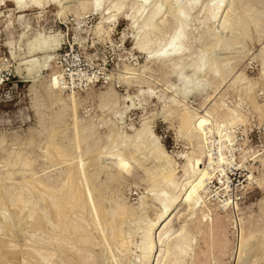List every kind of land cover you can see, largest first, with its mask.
<instances>
[{"label":"rangeland","instance_id":"1","mask_svg":"<svg viewBox=\"0 0 264 264\" xmlns=\"http://www.w3.org/2000/svg\"><path fill=\"white\" fill-rule=\"evenodd\" d=\"M41 1V5L24 2L18 7L13 0H0V77L2 78L0 79V143L3 139L2 144H0L1 152H3V159L0 158V196L6 200L5 202L8 203L12 192L15 190L14 187L21 188L22 186L21 173H14L11 176L12 179H6L5 177L12 157V154L8 155V152L14 154L18 151H24L29 162V165L24 169H32L48 185L57 186L59 184L63 177V167H59L58 164L56 165L50 160L45 151L46 139L52 134V131L55 133V142L63 144L75 157L77 163L80 161L81 165L84 163L82 165L84 166V174L93 188L92 198L90 199L92 202L89 203L91 209H95L100 203L108 205V199H115L125 204L129 211L139 213L144 198L147 202L149 201L151 183L145 178V167H138L132 160L133 146L129 144L130 138L136 130L141 128L143 123L152 122L159 145L169 157V161L176 171L175 180L179 183L182 181L184 178L183 167L187 162V157L191 156L193 150L198 152L194 148L193 142L190 143L183 134L182 129H179L180 123H177L184 107L190 110L194 108L202 110L215 103V105H222V107L235 110L242 116L241 121L239 119L231 124L221 123L222 126H220L222 133L233 134L235 141L232 145H238V149H234V154L237 155L240 146L246 147L249 145L253 148H259V153L264 154L263 25L260 24L258 27L249 18L248 33L244 37H238L239 39L219 27L222 20H216L215 24L205 22V25L204 23L201 24L202 26L200 25L199 29V20L203 15L201 7L206 3L210 4L211 0H198V9L196 12L194 11L195 14L190 20L191 36L184 51V60L181 63L182 65L173 66L169 62L172 56L159 54L161 50H158V46L152 45V53H143L136 48L135 35L138 32V26L153 8L151 5L161 2L163 4V0H152V4L144 5L145 7L141 5L142 0H108L106 6L110 9H104L97 13L91 12L90 2L92 0H70V2L64 3L63 6H65L61 9L57 0ZM117 1L123 2L124 10L129 12L131 16L135 15V18L127 19L119 14L115 24L113 21L103 22L104 30L95 31L93 28L101 21L102 17L108 16L107 12L116 13L111 6ZM246 1L253 5L250 4V6ZM243 2L241 4V1L225 0V3L236 9V11H241L240 9L245 8L243 5L246 4L245 6H248V16L244 13L246 17L253 14V12L249 14V11L255 7L264 11V0H245ZM166 4L165 2L163 4L164 10L168 9L165 8L168 7ZM256 8L253 10L254 13L259 11ZM137 9H140V11H137ZM51 28L60 30L63 34L60 47L57 48L55 55L58 51L69 49L70 52L75 53L79 61L83 62L87 72L93 71L92 74L96 76L95 81L92 83L70 84L72 88L67 87L62 68L58 67L55 59L51 61V68L28 71L29 64L40 63L43 57L39 54H35L37 58H34L36 57L34 54L28 56V58L27 55L20 56L19 46L25 44L38 31ZM168 30L169 28L166 26L159 30V37L161 38L159 41L161 40L164 43L165 37L169 34ZM213 30L222 37V41L228 40L230 37L237 38L239 40L238 45L234 44L232 48L226 51H221L219 48L213 51L208 46L216 36ZM200 32L202 33L201 38H199ZM237 39L234 40L237 41ZM210 54H214L213 57L215 58L228 56V58H225L231 60L224 62L225 59H223V62L224 64L228 62V66L231 67L222 80L218 79L214 84L208 86V95L211 94L213 97L210 95L211 98L208 97L203 106L201 104L203 94H192L184 99L177 93L179 89L177 72H184V75H193L191 73L193 71L189 69L193 61L199 56L205 59L211 56ZM5 58H7V61H5ZM205 61L206 64L209 63L208 66L212 62L209 59ZM142 67H145V69L141 71V81L134 80L130 84L123 82L121 77L125 79V76H130L126 74L129 71L128 68L138 69ZM53 71L61 73V89L59 88L58 91L50 90L49 92L48 81H50ZM26 72H30V74ZM239 74L244 75V79L237 85L234 82L236 78L234 76ZM103 77L105 81H103ZM175 86L176 88H173ZM250 86L251 89L249 90L248 87ZM173 99L176 101L178 99L177 102H183L182 104L179 103L178 111L172 106L171 100ZM210 125L219 128L218 124L210 123L208 126ZM114 138L117 139V144L109 147L111 139ZM6 160L8 163H6ZM3 161L8 166H5ZM206 161H204L203 168L208 173L210 172L211 176L210 180L207 179L204 182L205 191L211 194H206L207 207L197 210V213L191 216L180 200L174 211L180 213L173 218L171 228L175 230L182 224H186L190 234H195L194 238L196 239H193L191 245L194 256L191 259L189 257L186 259L188 263L211 264L210 236L205 231H207L206 227L211 219L215 218L216 213L222 216L223 221L227 223L226 237L229 243L225 257L221 256L220 259L223 263L230 264L232 261L230 253L235 249L236 244V234L234 227H232L234 213H232V209H229V215H226L224 211L218 208L219 201L217 202L213 198L214 191L210 190V182L216 176L208 170ZM248 161L252 165L251 171L253 174L263 172L259 177L260 186L255 181L243 186L246 183L245 179L237 183L235 190L240 198L237 199V202L231 201V204L234 206L238 218L245 220L244 222L248 227L251 224H257L260 227L264 225V157L261 158L263 165L256 158ZM146 164L154 166L153 158L149 157ZM244 164L249 165L247 161ZM232 176L230 177L235 181L234 174ZM155 206L149 207L148 203L144 206V213L141 216L154 217L158 212V208ZM228 206H230V203H228ZM202 214H207V217L203 218ZM139 221H141V218ZM130 224L133 232L132 238L138 240L137 224L135 222ZM6 227L10 228V220ZM124 227L125 234L131 236V234H128V226L125 225ZM133 229L137 232L135 233ZM10 232L13 235H9L12 237L8 244H12L17 248H24V236L19 234L20 232L18 233L16 229L11 228ZM159 232L160 229H157L156 239ZM7 233H9V230ZM260 234L258 231L253 244L257 243L258 238L261 237ZM3 243L1 240L0 247ZM261 249L262 247H257L256 251L258 252L254 250L253 255H257V257L261 255ZM216 252L215 255L218 256ZM105 253L102 256L105 257L104 264L113 260L112 256L109 257L110 254H107L106 259Z\"/></svg>","mask_w":264,"mask_h":264},{"label":"bare ground","instance_id":"2","mask_svg":"<svg viewBox=\"0 0 264 264\" xmlns=\"http://www.w3.org/2000/svg\"><path fill=\"white\" fill-rule=\"evenodd\" d=\"M13 1L18 7L24 2H33L37 5L42 4L41 0ZM68 1L70 2V0H57L60 9L63 8L65 6H63V4ZM163 1L167 3L166 6L168 7L165 8L168 9L166 10L163 9L164 2L163 4L162 2L159 4H152V0H142L143 3H140L142 7H145L147 4H152L151 7L153 8L138 26V32L135 35L136 48L143 53H152V45L158 46V50H161L159 54H164L168 57L172 56L169 62L171 65L176 66L181 64L184 60V51L188 46L191 36L189 27L190 20L195 14L194 11L196 12L198 9V0ZM240 1L241 4H243L245 0H237V2ZM107 2L108 0H92L90 2L91 12L97 13L104 9L109 10L110 7L106 6ZM122 3L118 1L115 2L111 7L116 13L107 12L108 16L102 17L101 21L97 23L93 29L95 31L104 30L103 22L113 21L115 24L119 14H122V16L127 19L135 18V15L131 16L129 12L124 10L125 7ZM246 3L249 5L252 4L247 1ZM245 5L243 6L247 8L248 6L246 7ZM242 8H239L241 11H236L233 7H229L225 3V0H211L210 4L206 3L201 7L203 15L201 19L199 18L200 20L197 19L200 21L198 28L200 29V25L203 23L205 25V22L215 24L216 20H222L220 21L219 27L222 30H227L230 35L240 38L248 33L247 27L250 22L249 18H251V21L256 24V26L258 25L259 27L260 24L264 26L263 10L255 7L263 13L259 11H255L254 13V8L249 11V14L250 12H253V14L246 17L244 13L247 15L248 8ZM143 10H145V8H143ZM137 11H140V9H137ZM163 26L169 28V34L165 37L164 43L161 42V40L159 41V39H161L159 37V30L163 28ZM221 29H219V31H221ZM262 30L264 29L262 28ZM201 32L199 38L202 36ZM214 32L216 36L215 38L213 36L214 39H212V42L208 45L213 51L217 48L221 49V51H226L232 48L234 44L238 45L237 42L239 38H234L237 39V41L232 37H230L232 39L229 38L228 40L225 39L222 41V37L217 35L216 31ZM62 35L60 30L53 28L40 30L29 38L25 44L19 46L20 56L27 55L28 58L30 55L39 54L43 57L42 60L40 58V63H36L35 61L36 64H29L30 67L28 71L32 69L51 68V61L54 59L57 48L62 41ZM213 56L214 54L205 59L199 56L195 59L189 68L193 71L191 72L193 75H184V72V74L180 71L177 72L179 89L178 92L176 90L174 91L179 93L184 99L192 94H203V102L201 104L204 106L203 103L208 100V97L211 98V94L208 95V86L214 84L218 79L222 80L230 71L231 67L228 66V62L226 63L227 65L224 64V62L231 60L226 59L228 56H225L226 58H215ZM34 58H37V56ZM262 58V74L264 77V57L262 56ZM206 59L212 61L209 66V63L206 64ZM223 59H225V61ZM22 60L24 63V58ZM5 61H7V58H5ZM28 61L30 60L28 59ZM144 69L145 67L138 69L128 68L129 71L127 70L128 72L126 71V74L130 76H125V79H123L124 77L121 78L123 82L127 84H130L134 80L141 81L140 75L142 74L141 71ZM183 70H185V68H183ZM92 72L91 70L84 74L86 82L92 83L95 81L96 76L92 74ZM26 73L30 74V72ZM234 77H236L234 82L237 83V85L244 79V75L242 74ZM61 80V73H59V71H53L50 81H48V91H58L59 88L61 89ZM70 84H73V82ZM70 84L68 85V82H66L67 87L72 88ZM173 88H176V86ZM248 89L250 90L251 86L248 87ZM177 101L174 99L171 100L173 108H175V110L177 109L176 111L179 110L178 107L183 103ZM241 117L242 116L235 110L222 107V105H215V103L202 110L195 108L190 110L184 107L178 119L179 122L177 123H180L179 126L181 128L179 127V129H182L183 134L190 143L193 142V146L195 145L194 148L197 149L198 152L193 150L191 156L187 157V162L183 167L184 178L180 183L175 180L176 171L173 168L174 166L171 165L169 157L159 145L158 137L155 134L152 122L143 123L141 128L135 131L129 142V144L133 146V152L131 154L132 160H134L135 165L138 167H145V178L151 183V197L148 202L146 198H144L145 200L141 204L142 207L139 213L129 211L125 204L115 199H108V205L99 204V202H101L99 201V206L95 209L89 208V203L92 202L90 199L92 198L93 188L91 187L89 179L84 174V166H82L84 163L82 165L81 161L77 163L76 159H74L75 157H73L63 144L55 142V133H53V131L46 139L47 141L44 142L45 151L49 159L56 163V165L58 164L59 167H63L64 170L63 177L57 186L48 185V183H46L42 177L34 173L32 169H24V167L26 168V166L29 165L24 151H15L16 153L14 154L8 152V155L12 154V157L9 161V170H7V172L5 171V177L6 179H10L14 173H21L22 183H19H21L22 186L21 188L14 187L15 190L13 189L14 191L8 203L0 196V242L1 240L4 242L0 247V264H104L105 257H102L104 252H106V259L107 254H110L109 257H113V260L106 264H130L131 262L135 264H190L186 259L188 257L191 259L194 256L191 245L193 239H196L194 238L195 234H190L186 224H182L178 229L173 230L171 228V222L173 218L177 217L180 213L179 211L176 213L174 212L180 200L184 203L185 209L191 216L195 215L197 210L207 207L206 194H211L205 191L204 182L207 179L210 180L211 176L209 174L210 172L208 173L203 168L205 160H207L206 166L208 170L216 176L210 182V190L214 191L213 198H215L217 202L219 201L218 208L224 211L226 215H229V209H232L231 211L234 213L232 227H234L236 234V244L234 246L235 249L230 253L232 256L230 264H264V225L258 227L257 224H251L248 227L244 222L245 220L238 218L235 208H233L234 206L231 204V201L234 200L237 202V199L240 198L235 190V185L237 183L245 179L246 183H244L243 186L249 185L252 181H255L256 184L260 186L259 177L263 173L259 172L258 174H253L251 171L252 165H250V161H248L256 158L258 162L262 164L261 158L264 157V154L259 153V148H253L251 145L246 147L240 146V150H238L237 155H235L234 149L237 150L238 145H232L235 141L233 134H224L220 131V126H222L223 123L231 124L233 121L239 119L241 121ZM210 123L218 124L217 126H219V128L211 125L208 126ZM2 142L3 139L0 144H2ZM117 142L116 138L111 139L109 147L117 144ZM205 149L207 159L205 156ZM1 151L0 149V158L3 156V152ZM121 155H123V153H121ZM149 157L153 158L154 166H148L146 164V160ZM246 161L249 165L244 164ZM4 163L3 161V164ZM6 163H8L7 160ZM238 172L241 173L239 174ZM230 174H234L235 181L230 179ZM148 203L149 207L156 205L158 208V212H156L155 216L152 218L149 216H141L142 213H144V206ZM228 203H230V206H228ZM202 217H207V214H202ZM140 218L141 221H139ZM9 220L10 228L6 227ZM131 222L137 224L136 228L138 232H136L139 237L138 240L132 238L133 232L130 226ZM125 225L128 226V234H131V236L125 234ZM11 228L18 230V233L20 232L19 234L24 236V248H17L12 244H8L12 237L9 235H13L10 232ZM157 229H160V232L156 239L155 233ZM226 229L227 223H225L222 216L217 213L215 214V218H212L206 227L207 231H205V233L207 232L210 236L209 247L212 252V258H210L211 264H225L220 257L224 256L228 249L229 241L226 237ZM8 230L9 233H7ZM258 231L261 233V237H257V243L253 244L256 238L255 235ZM257 247H262L261 255L258 257L252 253L254 250L258 252L256 251ZM258 250L260 251V249ZM215 251H217L216 253H218V256L215 255Z\"/></svg>","mask_w":264,"mask_h":264},{"label":"built area","instance_id":"3","mask_svg":"<svg viewBox=\"0 0 264 264\" xmlns=\"http://www.w3.org/2000/svg\"><path fill=\"white\" fill-rule=\"evenodd\" d=\"M54 59L58 67L62 68L63 75L65 77L64 80L66 82L69 84L71 82H73V84L86 82L84 79V74L88 73L87 69L83 66V62L78 60V58L75 56V53L70 52L69 49L58 51ZM0 79L2 78L0 77ZM102 79L105 81L104 77ZM230 175L232 176L233 174ZM232 177H230V179H233Z\"/></svg>","mask_w":264,"mask_h":264}]
</instances>
